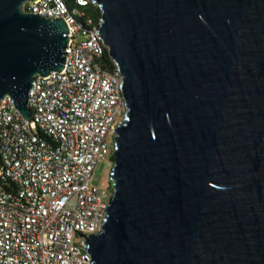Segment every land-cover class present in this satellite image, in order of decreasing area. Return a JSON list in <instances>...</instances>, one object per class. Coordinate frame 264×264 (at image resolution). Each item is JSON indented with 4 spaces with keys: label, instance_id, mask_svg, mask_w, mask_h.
Here are the masks:
<instances>
[{
    "label": "water",
    "instance_id": "1",
    "mask_svg": "<svg viewBox=\"0 0 264 264\" xmlns=\"http://www.w3.org/2000/svg\"><path fill=\"white\" fill-rule=\"evenodd\" d=\"M28 1L0 0V100L31 120L70 39ZM92 1L126 100L92 264H264V0Z\"/></svg>",
    "mask_w": 264,
    "mask_h": 264
},
{
    "label": "built area",
    "instance_id": "2",
    "mask_svg": "<svg viewBox=\"0 0 264 264\" xmlns=\"http://www.w3.org/2000/svg\"><path fill=\"white\" fill-rule=\"evenodd\" d=\"M90 3L23 6L63 18L70 40L63 69L34 77L31 120L9 95L0 100V264H92L85 239L99 231L112 188L90 181L99 159L112 160L126 100L118 66L98 33L101 17L84 11Z\"/></svg>",
    "mask_w": 264,
    "mask_h": 264
},
{
    "label": "rangeland",
    "instance_id": "3",
    "mask_svg": "<svg viewBox=\"0 0 264 264\" xmlns=\"http://www.w3.org/2000/svg\"><path fill=\"white\" fill-rule=\"evenodd\" d=\"M110 141V138H109ZM114 165V159L112 155V160L110 157L107 159H99L92 172V180L90 181L91 185L97 187H107L111 183L110 181V172Z\"/></svg>",
    "mask_w": 264,
    "mask_h": 264
},
{
    "label": "trees",
    "instance_id": "4",
    "mask_svg": "<svg viewBox=\"0 0 264 264\" xmlns=\"http://www.w3.org/2000/svg\"><path fill=\"white\" fill-rule=\"evenodd\" d=\"M84 11L87 15L92 16L96 21L98 20V18L100 17V10L99 8L93 4L90 3L86 8H84ZM80 21H82V19L80 18ZM106 60L108 61L109 65H112L111 60L109 59L108 56H106Z\"/></svg>",
    "mask_w": 264,
    "mask_h": 264
}]
</instances>
